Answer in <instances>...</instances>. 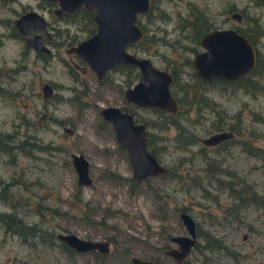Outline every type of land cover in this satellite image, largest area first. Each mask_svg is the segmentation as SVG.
Masks as SVG:
<instances>
[{
    "label": "rangeland",
    "instance_id": "1",
    "mask_svg": "<svg viewBox=\"0 0 264 264\" xmlns=\"http://www.w3.org/2000/svg\"><path fill=\"white\" fill-rule=\"evenodd\" d=\"M156 1L171 16L183 12L188 1L196 2L206 7L214 25L219 27L244 23L241 15L235 19L232 12L257 16L263 31L255 36V46L264 51L263 3ZM232 5V9L224 11ZM27 7L42 12L50 29H58L56 40L63 36L62 27L77 36L84 32L78 27L80 21L55 16L53 7L40 0H0V129L18 132L26 127L52 146L48 150L33 147L27 153L15 151L13 155L0 153V178L12 180L0 191V210L10 209L9 204L13 203L25 219L38 221L40 227L47 228L46 232L70 231L81 237L106 239L108 243L102 257H96L93 250L72 255L57 242L28 244L0 225V264H131V254L152 258L155 264H264V207L247 204L237 210V215L227 212L225 207L231 197L224 183L229 178H239L256 191H264V158L247 152L239 143L241 138H250L264 148V123L259 118L264 116V77L262 87L248 90L237 87L218 90L210 85L206 91L217 103L214 108L209 104L187 103V93L186 103L176 115L195 141L175 146L172 125L158 129L152 125L156 123L153 111L126 102L122 93L126 86L123 70L112 69L98 80L83 61L64 50L67 46L64 41L50 43L49 56L42 58L25 46L23 39L12 36L11 18ZM147 25L158 30V34L164 33L167 44L158 46V50L165 51L168 57L177 58L180 42L188 43L173 29L172 21L156 19ZM153 48V44L150 51L130 47L162 67V58ZM43 81L52 86L47 96L41 94ZM175 92L181 95V91ZM71 96L82 101L80 108ZM106 104L127 105L140 119L154 120L146 129L165 134L156 142L160 145L158 160L165 167L175 168L182 177L162 172L132 180L125 150L117 143L109 121L99 113L100 106ZM216 109L219 114L237 110L239 118L227 115L223 123L219 122ZM53 118L64 121L58 123ZM229 123L237 127L235 131L227 128ZM216 125L221 128L215 129ZM219 130L229 131V138L220 143L203 141V137ZM73 151L86 157L90 182H76L70 158ZM204 156L213 158L211 161L221 170L208 175L203 166ZM194 179H199V183H193ZM36 202L54 206L58 212L47 213ZM180 207L194 219L197 246H191L183 260H176L163 249L175 245L169 239L170 234L186 233L178 216ZM38 209L43 212L41 220ZM208 231L233 248L236 255L204 247L201 233Z\"/></svg>",
    "mask_w": 264,
    "mask_h": 264
},
{
    "label": "water",
    "instance_id": "2",
    "mask_svg": "<svg viewBox=\"0 0 264 264\" xmlns=\"http://www.w3.org/2000/svg\"><path fill=\"white\" fill-rule=\"evenodd\" d=\"M55 2L53 11L59 14L77 6L92 10L93 31L65 50L80 57L102 79L105 71L120 63L135 66L137 76L131 85L123 88L126 101L140 107L155 106L166 111H175L177 102L170 91L171 72L155 65L149 56L129 50L126 46L142 35V29L136 22V13L149 6V0H47ZM264 2V0H262ZM238 19L240 13L232 12ZM13 26L24 34V42L34 51L49 52L44 41L49 40L51 32L44 14L28 7L11 20ZM198 43L201 48L194 51L190 64L194 74L202 79H236L252 69L256 59L253 42L234 26H214L200 34ZM42 94L50 91L47 82L41 85ZM101 116L108 120L117 143L125 150L131 166V179L138 181L147 175L162 173L166 167L148 149L145 141L146 126L142 120L135 119L126 107L106 104L99 108ZM229 131H214L203 137L204 142H216L228 137ZM71 163L76 172L77 183H88V161L81 152L70 153ZM178 216L186 233H174L169 239L176 244L163 249L176 260H180L190 250L195 241V222L190 213L179 209ZM55 236L76 251H107L106 239L81 237L70 231H57ZM131 264H155L152 258L135 254L129 256Z\"/></svg>",
    "mask_w": 264,
    "mask_h": 264
},
{
    "label": "trees",
    "instance_id": "3",
    "mask_svg": "<svg viewBox=\"0 0 264 264\" xmlns=\"http://www.w3.org/2000/svg\"><path fill=\"white\" fill-rule=\"evenodd\" d=\"M259 3L264 2L262 0H256ZM234 6H228L224 8V11L227 9H232ZM240 13V12H239ZM241 19H243L242 24L233 25L239 32L246 35L248 39H250L255 46V36L261 34L263 28L259 23L257 16L251 15L248 17L243 13H240ZM63 16L70 21H80L81 26L80 29H84L86 32L91 31L93 28V22L90 18L89 12L83 8H77L72 10L71 12H64ZM156 19L163 21H172L173 29L179 32V36L187 40L188 43L180 42L181 48L178 52L177 58L168 57L167 53L164 51H159L158 46L166 45L167 40L164 37V33L158 34V30L150 29L147 25L148 23H154ZM2 19H0L1 21ZM136 22L142 28V35L137 40L130 44L129 47H133L136 50L142 51H150V44H153V49L158 51L160 57L163 61L164 68L168 69L172 74V80L170 82V91L175 96L177 102V109L173 112L159 109L158 107H150L149 110L155 113L154 119L156 120L154 123L152 120L147 118H139L135 115V112L132 111L127 105H123L122 107H126L129 110L135 119L142 120L146 125H152L158 127V129H165L169 125H172L175 130L172 134L171 138L175 146H185L195 141L192 134L186 131L185 127L179 123L177 119V112L180 111L184 105V103L195 102L197 104H209L212 108L213 104H217L215 100L210 96H208L207 89L210 85H212L215 89L225 90L228 87L233 88H243L245 90L251 88H259L262 87V79L264 77V51L259 50L256 46V59L254 66L251 70L245 72L243 75L236 79H212L205 80L198 78L194 75L193 69L189 63L190 55L193 51L198 48V37L202 32L207 30L210 27H214V20L210 17L209 13L206 10L205 6L199 5L196 2H189L186 5V8L183 12L177 11L173 16L169 14L164 8L158 6V2L156 0H150V5L143 12H139L136 15ZM241 22V21H240ZM11 31L9 32L12 36L22 39L20 36V32L16 30L13 24L9 23ZM57 29V28H56ZM64 30L63 36L60 40L64 41L66 44H70L77 40V36L74 32H69L67 27H62ZM177 40V38H176ZM35 55H38L42 58H46L49 54L45 52H35ZM82 62V61H81ZM119 70H123L126 73V85L130 83V81L136 78L137 72L136 68L131 63L124 64H116L115 66ZM75 77V76H74ZM175 91H181L180 94H176ZM83 94L85 91L83 90ZM189 94L187 100L184 101L185 95ZM73 101H78L75 96H71ZM82 101H78V107L80 108ZM182 103V104H181ZM80 104V105H79ZM181 105V106H180ZM181 107V109H180ZM217 111V115L220 111ZM237 110L232 112V114L220 113L218 115L220 121L224 122V119L227 115H231L235 118H239L237 115ZM261 121L264 123V116L259 117ZM56 122L60 123L64 121V118H53ZM226 119V118H225ZM232 124H227V128H232L235 131L236 126H231ZM215 129L221 128V126L216 125ZM241 131L240 129H238ZM165 134L162 133H153L146 129L145 131V141L148 149L157 157L158 159V149L160 145H157L156 142L163 139ZM245 135V134H243ZM241 135V136H243ZM229 137H225L227 139ZM224 139H220L217 143L224 141ZM250 138H241L239 139L240 145H242L247 152L252 153L254 155H258L264 158V148H262L259 144L252 143ZM33 147L48 150V148H52L50 144L47 142H42L34 133L27 131V128L23 127L21 131H16L13 129L11 131L1 130L0 129V153L12 154L15 151H23V153H27L26 150H30ZM13 155V154H12ZM206 160V164L203 165L206 170H208V175H213L217 171H220L221 168L215 162H212L213 158L208 156H204ZM225 169V168H224ZM175 168L166 167V170L163 172L170 177L178 176V178L182 177V174L177 171ZM232 173V172H231ZM193 183H199V179L193 180ZM132 182V181H131ZM12 183V180H3L0 178V191H4L6 185ZM133 183V182H132ZM225 186L227 187V192L231 197L230 202L226 205L225 210L233 215H237V210L247 204H254L256 206L264 207V191L258 192L256 191L247 181L244 179H231L224 181ZM7 196V194H6ZM10 209L8 210H0V225L4 231H9L15 233L20 237L22 241L27 242L28 244H33L36 241L39 242H47V243H58L62 249H65L68 254H74L76 250L72 247L68 246L65 242L59 240L52 230H48L46 232L45 227H40L38 225V221H28L23 217V214L17 210L13 206V203H10ZM36 206L40 208H44L47 213H57L58 209L54 206H48L40 202H36ZM42 208V210H43ZM179 209H184L180 207ZM185 210V209H184ZM38 218H42L43 212L38 209ZM44 220V218H43ZM197 227H195L196 231ZM203 239V246L205 247H213L215 249L221 250L222 252L234 257L236 255V251L227 245L220 237L213 235L212 233L204 232L201 233ZM192 247L197 246V242L191 245ZM95 256L102 257L103 252H99L97 250H93ZM182 259V258H181ZM183 260V259H182Z\"/></svg>",
    "mask_w": 264,
    "mask_h": 264
},
{
    "label": "flooded vegetation",
    "instance_id": "4",
    "mask_svg": "<svg viewBox=\"0 0 264 264\" xmlns=\"http://www.w3.org/2000/svg\"><path fill=\"white\" fill-rule=\"evenodd\" d=\"M40 2H42L44 5H49V6H52L53 8H52V10L54 9V6L56 5V3L55 2H51V1H47V0H40ZM149 5H150V0H149ZM28 8V7H27ZM77 8H83V9H85L86 11H88L89 12V15H90V18H91V20H92V10H90V9H86V8H84V7H82V6H77V7H75L74 9H77ZM148 8V7H147ZM146 8V9H147ZM24 9H26V8H24ZM24 9H22V10H24ZM74 9H72V10H74ZM145 9V10H146ZM21 10V11H22ZM72 10H70V11H61L59 14H56L54 11H53V13L55 14V16H58V17H61V18H64V20H66V21H70L69 19H66V17L65 16H63V13L64 12H66V13H68V12H71ZM144 11V10H143ZM143 11H138L137 13H136V15L139 13V12H143ZM20 12V11H19ZM19 12H17L16 14H18ZM15 14V15H16ZM14 17V16H13ZM12 17V18H13ZM12 18H11V20H12ZM236 19V18H235ZM11 20H10V22H11ZM47 20V19H46ZM92 22H93V20H92ZM11 24H12V22H11ZM49 25V22H48V20H47V26ZM81 26V24L80 25H78V27H80ZM48 29L50 30V32H51V37H50V39L49 40H46V41H44L45 43H46V45L50 48V51L49 52H45V53H47V54H49L50 52H51V47L49 46V44L50 43H52V42H60L61 40L59 39V40H56V36H58L57 34H55V33H58V29H56L55 28V30H53V29H50V27H48ZM93 29H94V22H93V28H92V30L91 31H88V32H86L85 30H84V32L82 33V35L81 36H77V40H75L74 42H72V43H75L76 41H78L79 39H81V38H83V37H85V36H87L88 34H90L92 31H93ZM142 29V28H141ZM20 36H22L21 38L23 39V41H24V34L23 33H20ZM135 41H137V40H135ZM132 42H134V41H132ZM132 42H130V43H132ZM25 43V42H24ZM72 43H70V44H72ZM129 43V44H130ZM69 44H67V46H68ZM25 46H27V47H29V48H31L29 45H27L26 43H25ZM67 46H65V48L67 47ZM127 48H129L130 49V47L127 45L126 46ZM65 48H64V50H65ZM201 48V46H200V44L198 43V48H197V50L198 49H200ZM32 49V48H31ZM33 50V49H32ZM130 50H132V49H130ZM34 51V50H33ZM66 51V50H65ZM132 51H134V50H132ZM196 51V50H195ZM37 53V52H44V51H34V53ZM68 52V51H67ZM136 52V51H135ZM194 52V51H193ZM192 52V53H193ZM69 53H71L72 54V52H69ZM138 53V52H137ZM192 53H191V55H192ZM140 54V53H139ZM73 55V54H72ZM191 55H190V57H191ZM73 56H75V55H73ZM78 60H80V61H83L80 57H78V56H75ZM84 62V61H83ZM85 63V62H84ZM189 63H190V58H189ZM86 64V63H85ZM120 64H124V63H120ZM87 65V64H86ZM191 65V64H190ZM88 66V65H87ZM116 64L114 65V66H112V67H110V68H108L106 71H105V73H104V77L103 78H105V76H106V74L110 71V70H112V69H115L116 67ZM89 67V66H88ZM90 68V67H89ZM164 68V67H163ZM191 68H192V66H191ZM91 69V68H90ZM193 69V68H192ZM92 70V69H91ZM194 72V71H193ZM195 75V74H194ZM137 76V75H136ZM196 76V75H195ZM96 77V76H95ZM197 77V76H196ZM199 78V77H198ZM98 79V78H97ZM136 79V78H135ZM134 79V80H135ZM202 79V78H201ZM219 79V78H218ZM222 79V78H221ZM98 80H101V79H98ZM206 80V79H205ZM44 82H47L48 83V85L50 86V88L52 89V86H51V84L48 82V81H43L42 83H41V85L44 83ZM134 82V81H133ZM132 82V83H133ZM131 83V84H132ZM131 84H128V85H131ZM41 85H40V88H41ZM128 85H126V86H128ZM125 86V87H126ZM124 88V87H123ZM51 89H50V91H51ZM123 90V89H122ZM50 91L46 94V95H43L42 94V88H41V94L43 95V96H47L49 93H50ZM127 103H129L130 101H126ZM131 104H133L132 102H130ZM151 107H153V106H151ZM145 108H150V107H145ZM176 244V243H175ZM165 253V252H164ZM154 260V259H153ZM155 262V261H154Z\"/></svg>",
    "mask_w": 264,
    "mask_h": 264
}]
</instances>
